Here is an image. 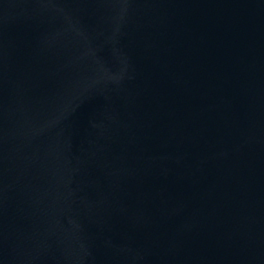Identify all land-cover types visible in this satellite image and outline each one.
Listing matches in <instances>:
<instances>
[{"label":"water","instance_id":"1","mask_svg":"<svg viewBox=\"0 0 264 264\" xmlns=\"http://www.w3.org/2000/svg\"><path fill=\"white\" fill-rule=\"evenodd\" d=\"M0 264H264V0H0Z\"/></svg>","mask_w":264,"mask_h":264}]
</instances>
